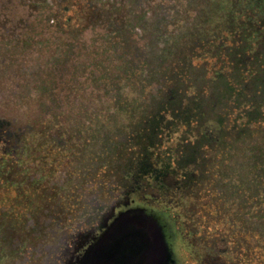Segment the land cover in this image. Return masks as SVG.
Wrapping results in <instances>:
<instances>
[{
  "label": "flooded vegetation",
  "instance_id": "obj_1",
  "mask_svg": "<svg viewBox=\"0 0 264 264\" xmlns=\"http://www.w3.org/2000/svg\"><path fill=\"white\" fill-rule=\"evenodd\" d=\"M85 1L94 16L80 27L36 10L0 18V64L13 65L0 66V203L6 193L12 203L0 206V264H129L147 223L167 247L158 264L186 261L181 249L212 264L222 242L230 254L214 264L259 259L264 148L243 133L260 115L259 98L244 94L264 91L263 0L247 18L228 2L205 31L185 3L181 15L170 4L168 19L163 2L122 0L118 32L98 16L110 2ZM169 21L176 35L152 34ZM201 64L210 90L222 77L237 92L220 120L187 72ZM202 187L198 210L190 197Z\"/></svg>",
  "mask_w": 264,
  "mask_h": 264
},
{
  "label": "rangeland",
  "instance_id": "obj_2",
  "mask_svg": "<svg viewBox=\"0 0 264 264\" xmlns=\"http://www.w3.org/2000/svg\"><path fill=\"white\" fill-rule=\"evenodd\" d=\"M10 0H0V18L2 19H13L16 17L17 11L19 10L21 18H35V9L36 6L33 5L35 4V0H14L11 4H8L7 2ZM45 1V0H44ZM50 5H52V11L54 14H58L60 18L62 19H70L69 22L73 27H80V26H84L86 25L90 20H93V16L92 15V10L91 8H89L87 6V2L85 0H46ZM89 2V0H87ZM33 2V3H31ZM228 2H230L231 7L232 8H238L242 12L243 17L247 18L251 12L250 9L248 8L249 5L253 2V0H189V7H192V9L194 10L195 16L197 17V15L199 16L198 19V24H200L199 28L201 29V31H205V30H209L210 29V24H214L213 29H215L216 26L215 25L216 21H220L222 19V15L223 12H225V10L227 9L228 6ZM264 2V0L262 1ZM168 3V5H167ZM17 4V5H16ZM164 4L166 5V9L170 10V4H173L172 0H164ZM203 4V6H201ZM206 4H207V10L213 11V17H211L210 23L208 22V19H210V16L206 13ZM33 5V6H30ZM229 5V6H230ZM238 5V7H237ZM183 5H179L178 7V15H181V7ZM67 10H64V8ZM185 10V7H184ZM215 10H217L218 14L217 15L215 12ZM185 12V11H184ZM174 14L173 13H168L166 12V16L169 19L170 16H172ZM99 19L100 20H107L109 21V17L111 16L109 14V12L105 11V10H101L98 13ZM111 24V23H110ZM170 24H173L172 21H169L168 23L164 22V25L166 27H170ZM112 25V24H111ZM112 27L115 28H119V26H114L112 25ZM199 29V30H200ZM53 30V34H55V29L52 28ZM197 30V31H199ZM87 34V33H86ZM89 36L90 33L88 32ZM88 34L86 36H88ZM224 35V33H223ZM3 66L2 70H9L11 69V67L13 68V65H8L7 62H4L2 64H0V66ZM182 67H185L184 65ZM186 69H188L189 67H185ZM187 72H189V75L191 77H193L191 80L193 82H195L196 84H203V85H199L200 89L202 91H200L203 95V99L204 101H208L210 98L212 99V102L214 104L213 108L215 109V112L213 114L214 118H218L219 120L221 119L220 114H222V109L224 107V104H226V101L233 95V99L238 100L239 98L237 97V92L236 91H231V90H226L225 88L222 89L223 84H224V79L221 78H216L215 80L212 81V90L209 89V85H205L208 82V79L205 77V69H204V65H198V66H192L190 67ZM11 74V72H10ZM208 75H211L208 74ZM222 85V86H221ZM207 86L208 91H204L205 87ZM244 93V92H243ZM246 94H244V98L248 99L250 102H254L256 98H259V105H260V115H259V122H246V125L244 126V138L245 140L249 139L252 140L254 136H256L258 138L257 143L258 146H261L262 148H264V91H261L260 97H257L255 95L252 94L254 93L251 90H247L245 92ZM243 98V99H244ZM14 107H10V109L12 110ZM6 111L10 109L6 108ZM4 110V109H3ZM26 111L29 110V108L25 109ZM5 111V110H4ZM12 111L9 113L11 114ZM254 114V112H253ZM122 118H124L122 116ZM125 119V118H124ZM248 124H250L251 128H248ZM252 126H255V128H253ZM258 127V128H257ZM230 136L232 137L230 138L232 140V142L234 141V137L238 138L239 135L234 136V134H236V132L234 130L229 131ZM200 141H203L202 139H200ZM201 145L202 142H197V145ZM219 188V186L217 187V189ZM205 191V187H202V191L201 193H199V191L195 190V193L190 197V203H194L197 205V207L199 208L198 210H200V208L202 207L201 204L204 201V197L202 198V194ZM212 192V191H211ZM210 194V193H209ZM10 198H11V194L8 195L6 193L5 197H4V202L0 203V206H11L12 203H10ZM3 199V198H2ZM220 202V201H219ZM188 211L191 208H186L184 207V211ZM215 220V219H214ZM212 220L211 223L209 224V226L211 227V229L213 230L215 228V226H219V225H213V223H215L216 221ZM174 248V247H173ZM178 254L175 253V257L178 259H182L184 257H186V261H181V264H197L196 262H194L193 260L188 259V256L186 255V252L184 254V251L181 249L179 251H177ZM253 264V263H252Z\"/></svg>",
  "mask_w": 264,
  "mask_h": 264
},
{
  "label": "trees",
  "instance_id": "obj_3",
  "mask_svg": "<svg viewBox=\"0 0 264 264\" xmlns=\"http://www.w3.org/2000/svg\"><path fill=\"white\" fill-rule=\"evenodd\" d=\"M137 1L138 0H132L133 3H136ZM172 1H173V4L176 7L177 6L179 7V5H181V4L184 5V3L186 5H189V0H172ZM34 2H35L34 5L36 6L35 10H36V13H37V15H36L37 18H40V19H44V18H46V19H50V18L56 19L57 18L56 14H54L53 11L50 10V6H47V5H49V3L46 0L45 1L44 0H35ZM105 2L106 3H104V4H107V3L110 2L111 3L110 5H112V7L109 6V8L105 9V11L109 12V14L111 15L109 17V21H110V23L112 25L117 26V25H115V22L119 23L120 18L118 16V14L121 13L122 11L118 10L119 7L114 8L113 6H115L114 3L121 4L122 0H106ZM155 2H156L155 4L162 3V2L164 3L163 0H158V1L155 0ZM31 3H33V2H31ZM166 12L171 14V13H173V10L170 8V10L168 9ZM120 24L124 26V24L122 22ZM115 30L118 32L119 28H116ZM152 34L153 35L158 34V35H161V36H172L173 34L176 35L177 33H175L174 28L171 29L169 27H165V26L163 27V26L158 25V26H155L153 28ZM178 34L182 35L183 32H179ZM170 46H172V43L170 44ZM253 170L254 169L252 168V169H250V170L245 172L246 181L253 182V179L256 178V177H254L255 170L254 171ZM258 233L261 236L260 237L261 240L259 241V244L257 246V247L260 248V250H259L261 252L260 253V257L257 260H253V258H251L249 253L245 254L246 261L243 264H252L253 262H256L255 264H264V238H263L264 237V226L263 225H262V228H260V230L258 231ZM223 243L224 242L221 243V245H220L221 247H220L219 250H216L215 247H212V248L209 249L210 255H211V258H212L211 260L213 262L212 264L216 263L215 262L216 257L223 258V257H225L226 254H230L229 253L230 251L228 250L227 247H225L223 245ZM236 264H238V261H237Z\"/></svg>",
  "mask_w": 264,
  "mask_h": 264
},
{
  "label": "water",
  "instance_id": "obj_4",
  "mask_svg": "<svg viewBox=\"0 0 264 264\" xmlns=\"http://www.w3.org/2000/svg\"><path fill=\"white\" fill-rule=\"evenodd\" d=\"M141 230L146 238V242L142 243L138 241L143 250L129 264H139L142 260L147 261L149 264H158L167 255V247L164 246L160 228L152 223H147L141 227Z\"/></svg>",
  "mask_w": 264,
  "mask_h": 264
}]
</instances>
